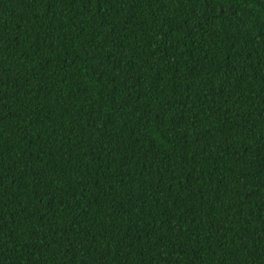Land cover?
Listing matches in <instances>:
<instances>
[{
  "label": "trees",
  "instance_id": "1",
  "mask_svg": "<svg viewBox=\"0 0 264 264\" xmlns=\"http://www.w3.org/2000/svg\"><path fill=\"white\" fill-rule=\"evenodd\" d=\"M0 264H264V0H0Z\"/></svg>",
  "mask_w": 264,
  "mask_h": 264
}]
</instances>
